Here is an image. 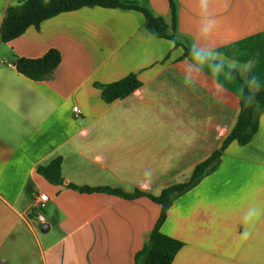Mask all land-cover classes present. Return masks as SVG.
<instances>
[{"label": "crops", "instance_id": "obj_1", "mask_svg": "<svg viewBox=\"0 0 264 264\" xmlns=\"http://www.w3.org/2000/svg\"><path fill=\"white\" fill-rule=\"evenodd\" d=\"M25 1L0 0V33L6 10ZM140 1L174 40L151 34L140 12L99 7L0 40V264H135L161 207L68 185L159 196L184 184L237 123L243 85L226 69L264 88V0H208L206 10L175 0V28L169 0ZM50 50L62 61L46 79L17 71L18 58ZM131 74L142 86L107 104L99 85ZM56 158L60 186L37 173ZM38 193L50 199L44 225L31 212ZM251 208L262 214L246 222ZM161 231L183 242L172 264H264V113L249 144L231 143L218 169L176 198Z\"/></svg>", "mask_w": 264, "mask_h": 264}, {"label": "trees", "instance_id": "obj_2", "mask_svg": "<svg viewBox=\"0 0 264 264\" xmlns=\"http://www.w3.org/2000/svg\"><path fill=\"white\" fill-rule=\"evenodd\" d=\"M169 3L172 12V24L173 28H175L177 24V6L175 0H169ZM95 7L140 12L144 15L146 28L151 34L158 38L174 40V37L168 34L169 26L165 20L162 17L155 16L140 0H27L17 7H9L6 10L0 40L3 43H9L21 37L31 27L38 29L48 19L63 13ZM185 50L187 56L199 54L203 59L209 60L205 55L194 49L185 48ZM61 61V53L58 50H50L41 58H18L15 65L20 74L32 81L39 82L50 76L59 67ZM226 70L243 85L241 111L237 123L223 142L221 148L195 168L188 182L170 186L164 189L159 196L139 190L134 193H126L121 189L110 187L92 188L87 186L79 187L73 184L68 185V188L83 194L103 193L126 200L147 197L161 207V214L150 234L149 242L135 255V264H172L175 256L183 247V242L169 237L161 231L170 207L176 198L192 190L203 178L218 169L222 156L231 143L237 142L240 145H247L258 131L259 116L264 113V88L253 91L247 86L237 71ZM141 86V81L134 74L108 85H99L102 90V99L107 104H112L128 97ZM62 162L61 158H56L49 165L38 167L37 173L53 185H63Z\"/></svg>", "mask_w": 264, "mask_h": 264}, {"label": "built area", "instance_id": "obj_3", "mask_svg": "<svg viewBox=\"0 0 264 264\" xmlns=\"http://www.w3.org/2000/svg\"><path fill=\"white\" fill-rule=\"evenodd\" d=\"M74 113L76 114V116H80L81 111L75 107L74 109ZM50 201L49 196L46 193H38L35 196V201H34V206L31 212H35L36 216L35 219L38 223L40 224H45V217L44 214L41 213V210L45 209L47 203Z\"/></svg>", "mask_w": 264, "mask_h": 264}, {"label": "clouds", "instance_id": "obj_4", "mask_svg": "<svg viewBox=\"0 0 264 264\" xmlns=\"http://www.w3.org/2000/svg\"><path fill=\"white\" fill-rule=\"evenodd\" d=\"M208 6V0H201V8L206 10ZM214 24V21L212 22V25ZM203 31L205 32H210L211 28L209 27H205L203 29ZM195 59L197 61H201L203 59V57H201L199 54L196 55ZM262 214L260 209L257 208H251L249 209L248 213L245 216V221L246 222H251L253 221L254 218L259 217Z\"/></svg>", "mask_w": 264, "mask_h": 264}, {"label": "rangeland", "instance_id": "obj_5", "mask_svg": "<svg viewBox=\"0 0 264 264\" xmlns=\"http://www.w3.org/2000/svg\"><path fill=\"white\" fill-rule=\"evenodd\" d=\"M41 213H42V214H45V209L41 210Z\"/></svg>", "mask_w": 264, "mask_h": 264}]
</instances>
